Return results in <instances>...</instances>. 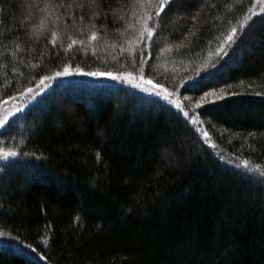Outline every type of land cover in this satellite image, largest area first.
<instances>
[{
    "label": "trees",
    "instance_id": "1",
    "mask_svg": "<svg viewBox=\"0 0 264 264\" xmlns=\"http://www.w3.org/2000/svg\"><path fill=\"white\" fill-rule=\"evenodd\" d=\"M258 2L0 0V264H264Z\"/></svg>",
    "mask_w": 264,
    "mask_h": 264
},
{
    "label": "rangeland",
    "instance_id": "2",
    "mask_svg": "<svg viewBox=\"0 0 264 264\" xmlns=\"http://www.w3.org/2000/svg\"><path fill=\"white\" fill-rule=\"evenodd\" d=\"M258 6L256 5L255 8H257V12L259 13H264V2H258L257 3ZM130 73H121V74H112V77H108V76H103L102 78L106 81V80H110V81H118L119 83H124V84H129L130 86H133L134 88L140 89L145 91V89H150V91H145L151 94H155L158 96L163 97L164 99L168 100L169 102H171L175 107H177V109L181 110L182 113L184 114V116H186L187 118H189V120L191 121H195L194 119V112L191 111V109L186 108L181 99H180V95L177 92H173V91H168L166 90L163 86L156 84L155 82L149 83L150 80L145 79L141 74L139 73H135V74H131ZM73 75V73H70L68 75H64V77ZM88 77L86 75H83L82 73L80 74L79 77ZM91 77V76H90ZM107 77V78H105ZM115 77H119V78H115ZM102 78H96L97 80H100ZM137 85H140V87H138ZM166 97V98H165ZM31 98V97H30ZM30 98L29 97H23V100L19 99H13L12 101H9L7 104H5L2 108V110L0 111V128L9 120V117H11L12 115L20 112L21 109H23V107H25L29 102H30ZM194 107V106H193ZM194 124L197 126L198 124L194 122ZM3 153V152H0ZM10 158V157H8ZM5 161V158H3L2 155H0V164L3 163ZM254 172L258 173V175H261L262 171H258V170H253ZM3 239H0V242H2Z\"/></svg>",
    "mask_w": 264,
    "mask_h": 264
},
{
    "label": "snow or ice",
    "instance_id": "3",
    "mask_svg": "<svg viewBox=\"0 0 264 264\" xmlns=\"http://www.w3.org/2000/svg\"><path fill=\"white\" fill-rule=\"evenodd\" d=\"M261 2H264V0H261ZM168 3H171V0H162L161 11L163 10V7L166 6ZM235 31H236V30L233 29V33H235ZM53 35H55V34H53ZM148 35L151 36L152 33L149 31V32H148ZM232 38H233V37L230 36V37H229V40H232ZM92 39H95V33H93V35H92ZM53 43H55V41H53ZM73 43H76V42L73 41ZM69 47H71V45H69ZM68 74H70L68 67H65V70H64L63 72H57V73H56L57 76L68 75ZM88 75H93V76H95V75H112V74H111V73H88ZM129 75H131V74H129ZM115 78H119V77H115ZM45 79H48V78L45 77ZM149 83H151V81H149ZM137 86L140 87V85H137ZM29 91H30V90H29ZM145 91H150V89H145ZM165 98H166V97H165ZM0 155H2L3 158L7 159L8 157L15 156L16 153L13 152V151H8V152L0 153ZM243 167H244L245 169H248V167H249V162H248V161H243ZM255 168H256L257 170H259V169H260V165H256ZM261 175L264 176V171L261 172Z\"/></svg>",
    "mask_w": 264,
    "mask_h": 264
}]
</instances>
